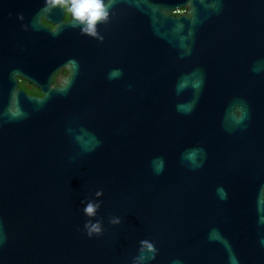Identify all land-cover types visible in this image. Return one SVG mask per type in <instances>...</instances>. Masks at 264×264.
Instances as JSON below:
<instances>
[{
  "label": "water",
  "instance_id": "1",
  "mask_svg": "<svg viewBox=\"0 0 264 264\" xmlns=\"http://www.w3.org/2000/svg\"><path fill=\"white\" fill-rule=\"evenodd\" d=\"M58 12L0 0V264H264V0H149L117 70L74 62L52 88Z\"/></svg>",
  "mask_w": 264,
  "mask_h": 264
},
{
  "label": "flooded vegetation",
  "instance_id": "2",
  "mask_svg": "<svg viewBox=\"0 0 264 264\" xmlns=\"http://www.w3.org/2000/svg\"><path fill=\"white\" fill-rule=\"evenodd\" d=\"M148 5L149 0H113L108 20L97 26L99 37H103L101 40L82 34L80 27H74V20L69 18L68 10L62 4H57L60 12L53 17L52 22L46 17L42 21L51 32L62 26L70 44L63 61L55 62L45 70L48 75H52L51 87L62 88L66 84L72 74L74 62H82L83 65L88 62L97 68L117 70L118 59L121 62L128 60L140 38L144 42ZM190 11V8L178 9L173 14L183 15ZM56 65L59 66L55 67ZM48 77L46 80H50ZM17 80L19 90L36 98L44 97L42 88L28 79L18 76Z\"/></svg>",
  "mask_w": 264,
  "mask_h": 264
},
{
  "label": "clouds",
  "instance_id": "3",
  "mask_svg": "<svg viewBox=\"0 0 264 264\" xmlns=\"http://www.w3.org/2000/svg\"><path fill=\"white\" fill-rule=\"evenodd\" d=\"M52 2L56 4H62L67 10L69 14V18L74 20V27H80L82 34L92 35L94 37H98L101 40L103 37H99L98 33V25L100 23L106 22L109 18V9L113 0H52ZM22 18V17H21ZM120 73L115 72L112 75H119ZM241 115L237 119V122H242L245 118V110L242 108ZM188 159H193L191 155H189ZM163 169V164L161 163L160 167L157 168V172L159 173ZM218 192L221 193V198L226 199L227 193L223 189H218ZM98 197L103 195V192H97ZM100 203L94 201H87L84 206V213L90 219L85 224L86 234L89 238L94 235H100L103 232V224L96 220L97 211L100 208ZM110 223L113 225L121 223L120 218H113ZM4 241V236L2 230H0V244ZM140 251L142 253L151 252V259L155 260L156 258V248L153 243L150 241H141L140 242ZM148 257L146 255H141L135 258L134 264H143ZM175 264H181V261L177 260Z\"/></svg>",
  "mask_w": 264,
  "mask_h": 264
}]
</instances>
